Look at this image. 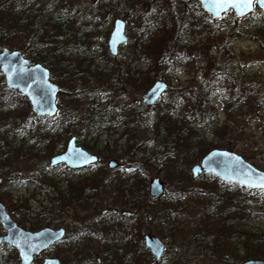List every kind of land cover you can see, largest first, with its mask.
I'll use <instances>...</instances> for the list:
<instances>
[{"label":"trees","instance_id":"trees-1","mask_svg":"<svg viewBox=\"0 0 264 264\" xmlns=\"http://www.w3.org/2000/svg\"><path fill=\"white\" fill-rule=\"evenodd\" d=\"M141 1L145 0H89L90 10L82 15L74 0H48L45 3L42 0H0V49L13 47L33 62L43 64L49 70L50 79L60 87L55 114H33L26 99L24 115L17 107L18 99L25 97L16 90L7 89L0 72V111L8 115L7 122L0 119V168L8 165L13 156L24 154L26 157L42 159L53 152L55 147L63 148L71 136L76 137L77 144L98 155V161L86 167L91 170L90 173L75 181L65 177L62 180L56 179L58 170L63 175L74 170L63 163L52 166L47 160L27 179L21 175L8 176L9 183L0 188V201H3L10 214L21 215L24 221L31 220L26 213L25 204L13 208L10 199V183L28 180L41 192L47 193L51 189L57 202L53 206L54 212L70 210L71 213L80 211L81 215H85L80 228L72 229L64 239L44 250L48 251L61 244L63 247L55 253L60 258V264H70L65 261L69 254L84 255L83 251L80 255V246L89 241L105 246L100 248L104 253L97 264H114L112 253L123 259V252H118L122 247L116 242L125 240L132 242L134 259L139 258L143 264H153L149 250L143 245L142 234L137 239L132 235L133 219L124 221L117 213L107 212L106 209L99 211L103 205V196L112 191L124 205L131 202L132 213L137 214V224L142 227L150 224L158 234L169 239L164 248L165 253L168 250L171 252L170 246L173 244L181 249L189 242L202 243L206 236H211L209 242L211 247L220 251L221 263L237 264L247 258L264 257V249H261V245H252L250 237L241 241L244 253L239 255L240 247H236L238 238L250 232L240 228L238 223L227 224L236 219L233 211L227 207L228 202L251 209L252 196L255 193L264 195V189L238 186L204 172L192 178L188 166H180L182 162L187 165L199 162L203 154L217 147L207 145L199 139L197 148L193 149L195 151H190L192 134L187 139L182 136V132L192 130L191 125L197 117H216L209 99V87L220 85L227 78L224 71L233 57L229 43L238 34L235 24H227L228 31L222 35V18L212 19L198 0H188L191 10L183 3L184 0H150L157 9L155 16L140 10ZM145 7L146 5L143 8ZM114 9L127 18V27L133 24L139 30V37L131 44L132 47L127 50L123 59L106 51L110 58L108 62L113 65L110 73L90 69L91 63L99 57L87 56L91 44L95 43L88 32H91L90 28L104 23L105 19L99 22L96 21L97 17H108L114 13ZM255 12L253 25L256 32L251 37L257 39L259 47L264 50V41L258 37L264 35V10L255 7L249 14ZM190 33L195 35L193 40L189 38ZM15 36L18 40L13 41ZM127 43L128 41L125 44L128 45ZM144 58L152 60L154 66L141 70L138 66ZM191 58L199 63L205 83H201L195 90H177L165 104H159L151 127L154 144L137 139V132L142 129L143 124L132 114L135 104L125 94L137 92L139 82L131 83L129 79L139 77L142 84L140 91H143L151 83V68L157 66L170 71L185 70L184 67ZM225 83L228 86L224 93L230 99L229 103L224 104V112L231 115L241 111V107L237 106L238 102L232 94L237 90L230 91L232 84L229 81ZM107 84L110 90L106 91ZM121 91L125 94L120 95ZM238 91L240 92L239 89ZM122 96L124 99H120ZM157 102L158 100L153 107ZM258 102L259 100H255L256 104ZM119 112L121 115L118 118ZM119 119L124 122V126L116 142L124 137L126 144L122 153L117 154V150L109 145L110 137L115 132V123ZM220 128L215 127V130ZM18 139L22 143L16 145ZM56 143H59L58 146H55ZM222 147L231 148L227 144ZM184 152L186 154H182ZM184 155H187L185 162L182 158ZM108 156L125 158L124 170L117 171L118 167L109 170L104 163V158ZM154 169L163 171L168 184V190L159 198L152 197L147 192V176ZM131 180L135 188L129 186ZM62 183H65L63 189ZM140 184L143 186L142 193L137 195L135 189H139ZM229 186L237 188L240 194L238 198L232 197L234 193L230 192ZM38 214L42 218L36 227L55 221L51 208L43 207ZM0 232H3L1 225ZM133 240H137L140 247ZM6 252L19 264L16 251L0 244V257L4 260L8 257ZM71 261L84 264L87 260L79 258L78 261ZM173 264L187 263L177 258Z\"/></svg>","mask_w":264,"mask_h":264},{"label":"rangeland","instance_id":"rangeland-1","mask_svg":"<svg viewBox=\"0 0 264 264\" xmlns=\"http://www.w3.org/2000/svg\"><path fill=\"white\" fill-rule=\"evenodd\" d=\"M37 2V0H32ZM48 0H42L43 3H45ZM184 4L187 5V8L191 10V5L188 0H184ZM74 2L77 4V8L81 11V14L84 15L87 13L88 10H90V6H88L89 0H74ZM144 5H146L145 8ZM140 10H143L144 12H147L148 15L155 16L157 13V9L155 7V4H153L150 0L141 1L139 5ZM120 9V7H119ZM203 9V8H202ZM256 12L253 14H246L239 18H234L232 14V10H229L223 14V17H221V33L222 35H225L228 31V28L226 27L227 24L234 23L235 24V31L238 32L230 41V49L233 53V57L231 61L226 65V70L224 71L225 76L227 77L224 80V83H221L220 85H216L213 87H209V90H211V94L209 96V99L211 101V106L216 111V117L214 118H203L197 117L195 119V123L191 125L192 130H184L182 132V136L186 137L187 139H190L187 137L188 135L192 134V137L190 139V147L192 149H196L197 142H199V139L201 141L205 142L207 145H213L217 146L219 148H223L222 145H229L231 148L229 150H232L239 155H241L245 160H247L249 163H251L256 168L264 171V50H262L259 47L257 39L252 38L251 34H255L256 30L253 25V18L255 17ZM103 16H99L96 18V21H101L102 19H105L104 23L99 25L95 28H90L91 32H88L91 36H93L94 44H91L90 49L88 51L87 56H95L99 57L98 60H96L94 63H91L90 69H98V70H104L106 72L112 71V63L108 62L110 58L107 56L106 51H108L107 47V39L109 32L111 30L113 20L116 17H122L126 22V32L128 34V45L123 44L119 47L118 53L116 56H118V59H123L125 54L127 53V50L132 47V43L136 42V39L139 37V30H136L133 24L131 26L127 27L128 20L127 18L119 12V10L114 9V13L106 16L103 18ZM211 17V16H210ZM212 18V17H211ZM213 19V18H212ZM86 20V18L84 19ZM198 34V32L196 33ZM149 37V34L146 36ZM262 41H264V35L258 36ZM257 37V38H258ZM189 38L193 40L195 38V35L192 33L189 34ZM18 40L17 36L14 37L13 41ZM220 42V40H219ZM147 43V42H145ZM9 49H15L10 48ZM106 49V50H105ZM109 52V51H108ZM110 54V53H109ZM117 62H119L117 60ZM154 62L150 59H142L139 63V68L141 70H146L148 66H154ZM184 69H180L179 71H170L165 70L163 67H153L150 72V84L156 79H163L167 82V89L162 93L160 98L158 99V102L153 105L149 106H143L140 103V95L146 90L140 91L141 87V80L139 77L130 78L129 81L131 83L133 82H139L137 88V92L133 91L134 93H128L125 94V92L121 91L120 95H126L128 96V100L134 102L135 104V110L132 113L135 115L136 119L139 122H142L143 127L141 130L137 132V139L145 140L149 144L153 143V132L151 130L152 122L154 120V116L157 113V109L159 107L160 103H166L167 99L170 97V95L180 89H183L184 91L187 90H195L198 86L201 85V83L204 82L203 76L204 73L199 67V63L195 62L193 58H191L188 63H186V66ZM132 75V73H131ZM3 77V76H2ZM225 81H229L232 84V89L237 90L234 91L232 94H234V100H236L237 106L241 107V111L239 112H233L231 115H226L224 112L225 109V102L229 103V97L225 95V90L228 84L225 83ZM4 83V81H3ZM205 83V82H204ZM150 84L148 86H150ZM5 85V84H4ZM59 86V85H58ZM6 87V86H5ZM106 91L110 90L108 88V84L105 86ZM7 88V87H6ZM148 88V87H147ZM8 89V88H7ZM60 89V87H59ZM240 90V92L238 91ZM58 96V94H57ZM106 99V98H105ZM120 99H124V97H120ZM240 99V100H239ZM255 100H259V102L256 104ZM18 111H23L24 115H26V98L25 99H18ZM29 105V103H28ZM111 105H113L111 103ZM30 109V106H29ZM84 110H82L81 113H83ZM82 115V114H80ZM121 115V112L117 114L118 118ZM0 119L2 122L8 121V115L0 111ZM15 121V120H14ZM13 121V122H14ZM6 125V124H5ZM124 126V122H122L120 119L115 123V132H113V135L110 137V148H115L116 153L120 154L122 153V150L125 147L126 139L123 137L118 142L116 140L119 138L120 134L119 132L122 130V127ZM223 128H220L222 127ZM215 127L220 128V130L216 129ZM5 130V129H4ZM3 130V131H4ZM8 130V128L6 129ZM5 130V131H6ZM19 138H21L19 136ZM185 138V139H186ZM136 139V140H137ZM116 142V144H114ZM22 140L18 139L15 144H21ZM33 144V143H32ZM59 143H56L55 146H58ZM154 144V143H153ZM28 145H31L28 143ZM66 145V143H65ZM99 146H101L99 144ZM26 147V142H25ZM216 147V148H217ZM65 149V146L63 148L55 147L54 151L52 148V151L50 154H48L44 158L38 159L37 157L21 155V156H13L10 158L8 165L3 166L0 168V188L5 187L6 184L9 183L8 176L11 175H21L24 178H28L29 175L32 174V172L37 171L42 167L45 162V160L49 161V158L56 153H60ZM227 149V148H226ZM36 151V150H33ZM195 151V150H193ZM182 154H186L185 152ZM187 155H184L183 160L185 162V158ZM111 158H115L119 164L117 171L124 170V166L126 163V159H121L118 156H108L104 158V163L106 167L109 170L110 169L107 166V161ZM196 163V162H195ZM194 163H191L187 165V163H183L180 165L181 167H187L189 169L190 173V167ZM90 169L83 168L80 170H74L70 172H66L65 175H63L61 170H58L56 173V179L62 180L63 177L75 181L79 179L83 175H88L90 173ZM191 175V173H190ZM158 176L160 180L163 182L164 191L163 193L168 190V184L167 179L164 176L163 171L161 170H153L151 174L147 176V192H148V183L149 181L155 177ZM129 186L135 188V186L132 185L133 180L130 181ZM65 187V183H62L61 189ZM10 199L11 203L13 204V208L15 206L24 205L26 208V213L30 215L32 218L31 220L24 221L22 219L21 215H12V218L22 227L27 228L29 230H37L44 226H51V227H59L63 226L66 230L65 236L73 229L79 227L84 223L85 221V215H81L80 211L76 213H71L70 210L68 211H61V212H54V205L57 203L56 200H54L53 194L51 189L47 191V193L41 192L40 190L36 189V186L32 181L24 180L20 182L12 181L10 183ZM142 188L140 184L139 189L137 190V195L142 193ZM231 189L230 192L234 193L232 194V197L238 198L239 193L237 192V188L233 186H229ZM112 191V189H110ZM139 190V191H138ZM104 200L101 203L102 206H100L99 211L102 210H108L107 212H114L122 216V220L124 221H132L134 220L132 227V235L135 239L140 234L144 235L145 233L155 234L157 235L163 242L164 245L168 244L167 242L169 239L165 237L163 234H158V231L155 227L151 226L150 224L147 226H140L136 223V213H132V208L130 207L131 202L126 203L124 205L118 197L115 196L114 191L112 193H109L108 195H104ZM253 198V208H248L246 206H238L233 205L232 202L227 203L228 209L232 210L235 215V220L229 221L227 224H236L240 226V228L247 229L250 233L244 234V236H241L238 238V242L236 243V247H240L238 250V254L242 255L244 253V249L242 248V243L246 238H252L253 242L252 245L259 246L261 245V249H264V195L260 194H254L252 196ZM3 202V201H2ZM51 208L53 209L54 219L52 223L49 224H41V226L36 227L38 224L37 222L40 221L42 218V215H39V211L43 208ZM16 208V207H15ZM196 211V210H194ZM127 212V214H126ZM10 213V212H9ZM124 213V214H123ZM44 220V219H42ZM45 221V220H44ZM136 225V226H135ZM2 232H0L1 234ZM63 237V239L65 238ZM143 238V236H142ZM204 242H189L187 246H182L181 249L177 248L175 244L170 246L171 252L169 250L167 253L162 254L160 260L158 262L154 261V258L151 256L150 252L149 255L153 261V264H173L175 259L180 258L183 261H186L187 264H223L220 261V251H217L214 247H211V244L209 241H211V236H206L204 238ZM143 240V239H142ZM115 241V240H114ZM93 242V241H92ZM89 241L88 243H83L80 246V255L83 251L84 255L81 256H75L74 254H69L65 257L66 263L70 264H77L72 262L78 261L79 258H83L86 262L84 264H97L100 263L101 258L103 257V251L100 248H104V245H98L96 242L92 243ZM113 242V241H110ZM116 242V241H115ZM134 242V240H133ZM101 244L100 242H98ZM132 243V242H131ZM131 243H129L127 240L125 242H116L117 245H120L122 249H120L118 252H123L121 260L120 257H117L115 253H112L111 258L112 262L114 264H143L142 261L138 259H134L131 252ZM134 244H138L137 240L134 242ZM144 245V243H143ZM145 246V245H144ZM63 246L61 244H57L54 248L49 249L48 251H42L32 261V263H40L44 257L47 256H57L55 253L60 251V249ZM146 247V246H145ZM213 248V249H212ZM216 250V252L214 251ZM8 257L4 260L0 257V264H16L13 256L9 252H6ZM90 254V255H88ZM148 256V258H150ZM142 258V256H141ZM263 258L264 257H259ZM60 259V258H59ZM96 259V261H95ZM143 259V258H142ZM145 259V257H144ZM121 260V261H120ZM19 263V261H18ZM145 264H151V263H145ZM234 264V263H233Z\"/></svg>","mask_w":264,"mask_h":264},{"label":"water","instance_id":"water-1","mask_svg":"<svg viewBox=\"0 0 264 264\" xmlns=\"http://www.w3.org/2000/svg\"><path fill=\"white\" fill-rule=\"evenodd\" d=\"M201 7L214 19L222 17L223 13L232 10L234 18L242 17L254 8V4L264 10V0H252L251 6L246 4L224 3L216 6L215 0H198ZM128 40L126 22L122 17H116L107 39L108 50L116 54L118 46ZM0 72L7 88L16 90L25 96L30 110L37 116H50L57 111L58 84L52 81L49 70L39 62H33L18 49L3 47L0 49ZM167 88L163 79H156L141 95L140 102L149 106L160 98ZM98 161V156L76 143V137L71 136L65 149L49 158L50 165L63 163L70 169H80ZM119 162L112 158L107 166L114 168ZM192 178L202 172L210 173L222 181L237 184L251 189L264 188V171L256 168L238 153L226 148H212L201 157L198 163L190 167ZM164 191L163 182L158 176L148 183L150 196L159 198ZM0 225L4 232L0 234V244L16 250L19 264H60L55 256H47L40 263H32L35 255L60 240L65 234L63 226H44L37 230H29L19 225L0 201ZM144 245L149 249L154 261L158 262L163 254L164 242L155 234L143 235ZM231 264V263H224ZM238 264H264L263 258H247Z\"/></svg>","mask_w":264,"mask_h":264},{"label":"snow or ice","instance_id":"snow-or-ice-1","mask_svg":"<svg viewBox=\"0 0 264 264\" xmlns=\"http://www.w3.org/2000/svg\"><path fill=\"white\" fill-rule=\"evenodd\" d=\"M216 6H220L224 3H234V4H246L247 6H251L252 0H215Z\"/></svg>","mask_w":264,"mask_h":264},{"label":"flooded vegetation","instance_id":"flooded-vegetation-1","mask_svg":"<svg viewBox=\"0 0 264 264\" xmlns=\"http://www.w3.org/2000/svg\"><path fill=\"white\" fill-rule=\"evenodd\" d=\"M120 46H121V45L118 46V50H119V47H120ZM117 52H118V51H117ZM114 55H115V54H114ZM114 55H113V56H114Z\"/></svg>","mask_w":264,"mask_h":264},{"label":"bare ground","instance_id":"bare-ground-1","mask_svg":"<svg viewBox=\"0 0 264 264\" xmlns=\"http://www.w3.org/2000/svg\"><path fill=\"white\" fill-rule=\"evenodd\" d=\"M95 154V153H94ZM143 236V235H142ZM142 238V237H141ZM143 239V238H142Z\"/></svg>","mask_w":264,"mask_h":264}]
</instances>
